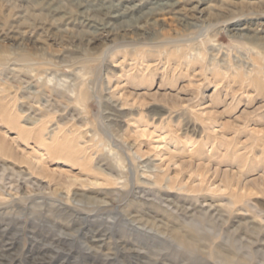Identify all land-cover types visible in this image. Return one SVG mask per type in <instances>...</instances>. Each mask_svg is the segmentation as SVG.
Masks as SVG:
<instances>
[{"label":"rangeland","instance_id":"rangeland-1","mask_svg":"<svg viewBox=\"0 0 264 264\" xmlns=\"http://www.w3.org/2000/svg\"><path fill=\"white\" fill-rule=\"evenodd\" d=\"M0 264H264V0H0Z\"/></svg>","mask_w":264,"mask_h":264},{"label":"bare ground","instance_id":"bare-ground-1","mask_svg":"<svg viewBox=\"0 0 264 264\" xmlns=\"http://www.w3.org/2000/svg\"><path fill=\"white\" fill-rule=\"evenodd\" d=\"M167 3V2H166ZM82 12H85L86 8L82 7ZM122 10V9H121ZM120 12V11H119ZM84 15V14H83ZM116 15L113 14L112 17L114 18ZM120 16V15H119ZM98 17V16H97ZM83 22H85V24L90 27L95 28L98 31L106 32V30L109 28V23L106 22H102V21H98L95 20L93 16L89 15V14H85L83 16ZM99 33V32H98ZM119 161V160H118Z\"/></svg>","mask_w":264,"mask_h":264}]
</instances>
